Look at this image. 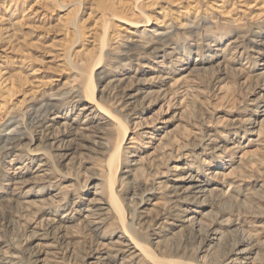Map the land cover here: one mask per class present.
<instances>
[{
  "label": "rangeland",
  "instance_id": "1",
  "mask_svg": "<svg viewBox=\"0 0 264 264\" xmlns=\"http://www.w3.org/2000/svg\"><path fill=\"white\" fill-rule=\"evenodd\" d=\"M46 104L39 129L28 118ZM77 117L88 136L65 135ZM44 160L47 186L30 181ZM214 171L203 226L182 230L193 212L169 192ZM124 227L160 260L219 264L209 238L243 237L264 264V0H0V264H152L117 252Z\"/></svg>",
  "mask_w": 264,
  "mask_h": 264
},
{
  "label": "bare ground",
  "instance_id": "2",
  "mask_svg": "<svg viewBox=\"0 0 264 264\" xmlns=\"http://www.w3.org/2000/svg\"><path fill=\"white\" fill-rule=\"evenodd\" d=\"M93 80H94L93 77H91V80H90L89 85H88V94L91 96L90 98L92 100H94V96H93L94 95V83H93ZM130 96H132V95H130ZM131 99L134 100V99H136V97L132 96V97H130V100ZM128 104L126 106H128ZM51 107L52 106L48 105V104L41 106V110L36 112L35 115L33 114L34 116L30 115L28 119L31 120L33 123H34V121H36V123L39 126V129L43 128L46 123H45V119H42V118L44 117V115L47 112H49ZM82 111L84 112L83 115H86V117H91L95 113V110L93 109V107H89V106H86ZM96 111H98V113H100V114L106 115L108 117V119L112 120L111 115H109L103 108L96 107ZM57 118L58 117H54L53 119H51V122H54V123L57 122ZM89 120H91V119H89ZM30 125H32V124H30ZM70 125L71 126L68 127L69 130L67 132L65 130V132H66L65 135H68V136L74 135V136H78V137L80 136L81 138L88 136L89 133H92V130L94 128L93 126H89L88 124H87V126L85 125V127H82V129H79L78 127H76V126L80 125V121H79L78 117L73 119L72 123ZM120 126H121L120 128L122 129V131L120 132L119 145H118L117 149L114 150V152L112 153L110 160H109V172H110V176H111L109 181L111 183V186H110L111 190L114 187L113 181L115 178V173H117L119 170L120 152H121L122 146L124 144V141H125L126 135H127V127L123 123H121ZM48 127H49V125H48ZM10 131H11L10 134H8L5 137L6 140H5L4 146L9 145L10 143L14 142L19 137L17 135L21 133V132L19 133V131H20L19 129H14V130H10ZM45 131L48 132L50 130H49V128H46ZM50 134H46L45 138H47L48 141L51 142V143L49 142L50 146H51V151H52L51 155L54 157H57V158H65V157L69 156L68 155L69 152H72V151L68 147V145L66 146L64 143H62L63 141H60V139H58V137H54ZM87 139H88V137H87ZM17 169L22 170L21 167H18ZM31 173H32V177H31L30 181L33 183L41 184V185H45V186L53 183V172H52L50 164L47 160H44V161H41L40 163H38L37 166L31 171ZM220 176H222L221 172L214 171L212 173H208L207 177H205L203 175H198L196 177H191V178L187 177L188 179H186L184 184H179L175 187H172L171 191L169 192V196H170L169 198L172 201H175L174 203H176L178 205L181 215L183 216V215H185V213H187L189 211L193 212L190 216H188V217H186L180 221L179 227L182 228V230H185L189 233H191V232L194 233V231H198L201 229L203 224L199 218V216L201 214L199 209L202 210V207L204 206L202 203L204 202L207 195H209V193L211 191L210 190L211 187L219 184L218 179ZM28 180L29 179H27L26 182H24L23 180H17L14 182V184H15L16 188H20V187L24 186L25 184H27V182H29ZM115 198L116 197L113 194L111 201L114 202V209H116L117 212L119 213V215L122 216V211H121L119 205L117 204ZM92 205H94V206H93V208L88 210V212L90 214L87 215L86 218H91V220H95V222L93 224L97 225V224H99V221H97L98 217H96L97 216L96 212L97 211H105V210H107V208H105V204L101 208L94 203H92ZM100 205H103V204H100ZM96 207H98L100 209L93 211V209L94 208L96 209ZM95 214H96V216H95ZM128 229H129L128 227H124V229H123L124 230V236H120L119 240H117V242L115 243L117 248H118V250H117L118 253L120 252V253L128 254L130 259H132L136 256L138 257L139 255H141V256L148 258L152 262V264H184V263H179V262L171 261V260L170 261L160 260L158 257L154 256L153 253L146 246L142 245L139 242V240L136 238V236L131 231H129ZM213 234L215 236H218V235H216L217 233H213ZM209 240L211 242L216 241L219 244V250L220 251L224 250V258L219 264H247V261H249V259H250L251 249L245 245L247 240L243 237L238 239V240H234L232 242H226L225 240H223L221 238H216V237H213V238L210 237ZM96 255L98 256L101 254L96 252ZM91 259H95V257L92 256V257H90V260ZM105 259L106 258H104L103 260H105ZM98 260H100V259L98 258ZM93 264H96V263H93ZM186 264H188V263H186Z\"/></svg>",
  "mask_w": 264,
  "mask_h": 264
}]
</instances>
